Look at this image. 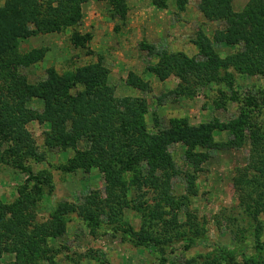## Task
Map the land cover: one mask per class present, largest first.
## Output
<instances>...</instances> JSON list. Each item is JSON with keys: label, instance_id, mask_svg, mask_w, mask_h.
<instances>
[{"label": "rangeland", "instance_id": "obj_1", "mask_svg": "<svg viewBox=\"0 0 264 264\" xmlns=\"http://www.w3.org/2000/svg\"><path fill=\"white\" fill-rule=\"evenodd\" d=\"M6 1L0 0V6ZM34 1L52 12L58 0ZM80 2L78 21L17 39L19 54L38 55L19 67L27 84L51 80L58 94L76 95L86 88L77 81L92 75L102 78L115 102L140 99L132 110H144L145 128L135 149L145 138L162 136L168 127L172 132L175 127L183 129L184 122L199 132L179 133L182 136L173 132L154 145L156 157L160 151L171 159L162 166L148 151L134 167L118 173L114 167L106 170L98 165L110 160L93 159L92 136L68 142L48 115L43 121H28L25 126L37 152L20 158L40 180L32 179L4 152L0 264H264V250L255 247L264 244V208L256 214L251 204L241 203L234 180L257 150L264 151V73L233 65L216 67L203 54L201 47L223 59L241 49L240 43L222 38V31L230 26L222 13L218 9L207 17L199 7L201 0ZM248 2L232 0V10L240 14ZM6 19L5 28L12 24ZM35 27L29 23L30 29ZM79 37L85 43L80 44ZM161 52L193 58L203 68L186 63L187 81L179 77L177 68L163 76L167 70H156ZM92 78L86 79L90 83ZM64 85L67 89L60 90ZM27 96L21 107L36 113L46 109L41 97ZM89 102L87 96L81 105ZM67 107L58 109L63 116L76 113H69ZM111 113L106 109L104 117L110 121L103 124L105 131L120 136L125 129L140 128L141 121L119 132L124 120ZM94 114L99 117L101 110ZM233 120L245 123L243 138L226 128ZM251 126L259 128L258 133ZM49 133L54 136L49 138ZM256 136L261 140L258 145ZM107 177L114 184L112 196ZM67 205L75 209L62 213L63 227L49 230L52 222L58 224L54 215ZM129 225L144 230L138 245L122 236ZM21 235L25 237L16 241ZM190 236L196 237L197 245L186 249Z\"/></svg>", "mask_w": 264, "mask_h": 264}, {"label": "trees", "instance_id": "obj_2", "mask_svg": "<svg viewBox=\"0 0 264 264\" xmlns=\"http://www.w3.org/2000/svg\"><path fill=\"white\" fill-rule=\"evenodd\" d=\"M65 1L68 2V4H63L62 0L55 2L56 5L52 6V12L49 10L43 11L41 8L42 5L37 6V2L34 0H7L3 6H0V160L4 159V152H6L7 155H10V158L17 161L18 167L29 171L32 176L31 178L39 181L40 176L37 174L35 176L32 169L23 165L22 158L24 155H35L37 152L35 141L31 137L32 135L25 124L34 119L43 121L45 120L43 118L48 115L54 127L57 125L61 127L62 132L66 134L68 142H76L80 138H84L85 135L88 137L92 136L93 159L98 157V159H104V161L110 160L109 163H112L111 165L109 163H99V160L97 161L99 163L98 165H101L106 170H112L111 167H114L116 172L121 173L123 169H130L134 167L148 151L149 155L158 161L159 166H162V163L166 160L170 161L171 159L164 153L160 154V151L156 157L153 154V151H155L153 148L154 145L159 146L160 142L165 140L164 137L169 138L173 136V132L177 135L185 133L187 135L188 132L191 131L196 134L199 130H196L184 122L185 125L183 129L180 130L179 127H175L172 132L171 127H168L163 131L164 134H162V136H150L151 138H155V140H145L147 139L145 138L135 149L133 146L139 141L140 137H142L141 132H144L145 128L144 122L141 120L144 110L141 112L132 110L134 104L141 101L140 99L122 98L115 102V98L112 96V90H109V88L105 86V83L101 82L103 81L101 80L102 78L97 80V78H92V75H87L79 79L77 82L85 84L86 88L83 91L77 92L76 95H71L64 93L58 94V92H55V87L53 86L54 82L51 80H46L36 85H29L27 84L26 77L19 74V67L21 65H29L38 58V55H35L33 52L23 55L19 54L16 48L17 39L19 37L37 34L38 32L54 31L59 29L63 24H69L79 20L81 0ZM231 4L232 0H201L199 7L209 18L212 17V12L218 11L219 9L222 13L221 17L225 18L230 25L228 29L222 31L225 33H221L222 38L230 44L240 43L241 49L239 52L223 59L218 57L213 50H210V54L208 55L205 47H201V51L215 63L216 67L233 65L239 70L247 69L252 72L264 73V0H250L240 14L232 10ZM16 12H18V17H20L18 20H16ZM37 14H39L40 17L37 16ZM6 17L12 24L5 28L7 21ZM32 22L36 27L30 29L29 23ZM79 39L80 44L86 41V39L81 37H79ZM75 41L76 43L78 42L77 39ZM188 62H190L189 64H193L191 66H201L199 68H203L202 65L196 63L197 61L193 58H188L185 55L180 57V54L177 53L161 52L159 64L161 68L157 67L156 70L159 73H161L163 69L167 70L168 72H163L162 75L164 76L177 68L179 77L182 78L183 81H187L190 78V73L189 70H186L188 66H185V64H188ZM86 78H92L91 82L89 83ZM95 80H97V83ZM94 84H96L95 88H93ZM180 85L183 84L181 83ZM67 87V85H64L60 90H66ZM27 95L41 97L46 103V109L41 113H36L28 108L21 107L20 104L25 101V98L28 97ZM87 96H89V105H81L83 101L87 100ZM67 104L68 107L66 111H69V113L76 112L69 117L63 116L58 110ZM121 108L123 109L120 110ZM106 109L112 112L111 115H118L121 117L120 119L124 120L122 121L123 123L120 124L119 132L123 127L127 128L141 121L140 128L134 125L135 128L125 129L120 136H116L117 133L113 135L107 130L105 131L103 124H107V122L110 121L109 118L104 117V115H107L105 114ZM97 110H101L99 117L94 114ZM129 113L132 116L140 115V117H136L138 120H135V118H130ZM67 119H70V121ZM68 121L70 122V127H72L70 131L66 129V127H69L66 125ZM132 122L133 124H131ZM241 125H243V127ZM244 127L245 123L241 120H233L226 126V128H230L233 131L235 130L234 133L236 138H238V136L241 138L244 137ZM251 127L252 130L254 129L255 133H258L260 130L259 128L255 130L257 128L256 126ZM110 129L108 126V130ZM255 133L251 132V135L254 136ZM143 135L145 136V134ZM48 136L50 138L54 136V134L49 133ZM184 139L189 141L187 140L188 138ZM255 139L256 144L261 142L259 136H256ZM53 140L59 142L55 138H53ZM62 140L63 138L61 137L60 141ZM4 144H7V148L3 150ZM164 149L165 147L163 151ZM128 150H133V152H127ZM85 155L88 156L89 153H85ZM116 164L118 166L120 165L118 169ZM113 175L116 176L115 174ZM108 177L109 185L107 187V192L109 196H112L115 192V188L113 189L114 184H112V180ZM234 180L241 203L244 205L251 204L255 208L253 212L257 214L261 208H264V151L257 150L256 154L251 157L247 165L237 170ZM73 208L75 209L72 205L61 208L58 212L61 214L57 213L54 215V219L58 224L55 225L54 222H52L48 229L63 227V220L61 218L63 215L62 213ZM24 211L25 210H23L20 218H23V215H25ZM143 233L144 230L137 231L132 225H129L125 227L122 236L138 245L140 241L144 239ZM22 237H25V235L19 236L16 241L21 240ZM195 238L190 236V240L184 247L189 249L196 246ZM255 247L259 250H264L263 242H258Z\"/></svg>", "mask_w": 264, "mask_h": 264}]
</instances>
